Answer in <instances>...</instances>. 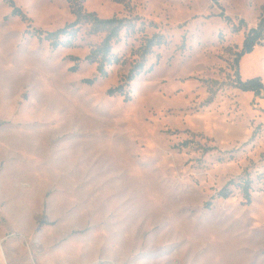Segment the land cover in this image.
Instances as JSON below:
<instances>
[{
    "label": "rangeland",
    "instance_id": "1",
    "mask_svg": "<svg viewBox=\"0 0 264 264\" xmlns=\"http://www.w3.org/2000/svg\"><path fill=\"white\" fill-rule=\"evenodd\" d=\"M78 5L140 29L106 77L85 60L104 31L32 34ZM260 23L264 0H0V261L264 264V39L236 63ZM156 34L152 70L109 94Z\"/></svg>",
    "mask_w": 264,
    "mask_h": 264
},
{
    "label": "trees",
    "instance_id": "2",
    "mask_svg": "<svg viewBox=\"0 0 264 264\" xmlns=\"http://www.w3.org/2000/svg\"><path fill=\"white\" fill-rule=\"evenodd\" d=\"M83 7L82 5H78L74 8V12L77 14V19L68 25L58 28L52 32H43L41 30H34L33 35L38 38L49 41V43L57 48V47H72L75 46V41L77 39L78 33L81 28V23L89 24L90 31L92 33H98L101 31L105 32L104 39L102 43L92 49L90 53L85 57L89 63L97 64V71L101 77H106L108 75V67L114 64H120L125 62V59L113 52V45L115 42L120 40L121 32L123 30L126 31L127 34H133L135 31L140 30L137 29L136 24L131 22L130 24H126V20L124 18H109L104 19L98 17L95 13H82ZM13 14H18L20 16H24L23 13L19 9H14ZM264 39V24H259L255 28H251L245 36L244 44L242 50L236 56V63H238L240 57L246 53L251 51L257 44H262V40ZM166 44L164 36L160 34H156L152 37H145L144 43L139 48L140 58L137 59L132 67L129 70V73L126 76L125 84H121L117 88L111 89L109 94L114 93H122L124 94V87L129 85L131 81H133L138 75L142 72L152 70V66L145 69V64L147 61V57L153 52L155 47H160ZM237 73V72H236ZM95 78L91 80H87L88 83H93ZM236 86L244 91L252 90L256 92H260V89L263 87V84L260 78L249 79L247 81H242L238 77L236 79ZM261 175H259L260 177ZM231 183L238 186L244 198L247 201H250L252 184L253 180L250 176H242L238 182ZM229 192L226 191L224 196H229Z\"/></svg>",
    "mask_w": 264,
    "mask_h": 264
},
{
    "label": "bare ground",
    "instance_id": "3",
    "mask_svg": "<svg viewBox=\"0 0 264 264\" xmlns=\"http://www.w3.org/2000/svg\"><path fill=\"white\" fill-rule=\"evenodd\" d=\"M0 264H3V263L0 261Z\"/></svg>",
    "mask_w": 264,
    "mask_h": 264
},
{
    "label": "crops",
    "instance_id": "4",
    "mask_svg": "<svg viewBox=\"0 0 264 264\" xmlns=\"http://www.w3.org/2000/svg\"><path fill=\"white\" fill-rule=\"evenodd\" d=\"M0 260H2V259H1V256H0Z\"/></svg>",
    "mask_w": 264,
    "mask_h": 264
}]
</instances>
